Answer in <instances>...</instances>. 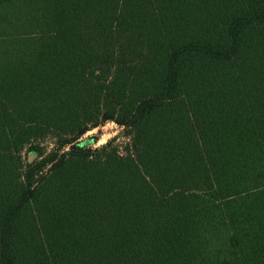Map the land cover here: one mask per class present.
Masks as SVG:
<instances>
[{"label":"trees","instance_id":"1","mask_svg":"<svg viewBox=\"0 0 264 264\" xmlns=\"http://www.w3.org/2000/svg\"><path fill=\"white\" fill-rule=\"evenodd\" d=\"M0 264H264V0H0Z\"/></svg>","mask_w":264,"mask_h":264},{"label":"rangeland","instance_id":"2","mask_svg":"<svg viewBox=\"0 0 264 264\" xmlns=\"http://www.w3.org/2000/svg\"><path fill=\"white\" fill-rule=\"evenodd\" d=\"M54 139L48 137L40 142L46 153L54 149ZM111 143V148L118 150L121 154L125 153V148L130 144V137L127 135L124 128L116 125L113 122H106L103 125L92 129L85 133L79 140L78 145L86 146L92 150H98L107 143ZM23 161L31 162L35 156L23 152L21 154Z\"/></svg>","mask_w":264,"mask_h":264}]
</instances>
